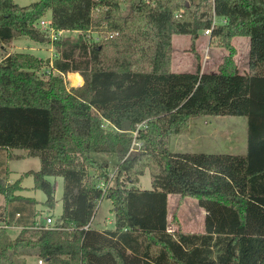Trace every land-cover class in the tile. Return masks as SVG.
Instances as JSON below:
<instances>
[{
	"label": "trees",
	"instance_id": "1",
	"mask_svg": "<svg viewBox=\"0 0 264 264\" xmlns=\"http://www.w3.org/2000/svg\"><path fill=\"white\" fill-rule=\"evenodd\" d=\"M49 12L54 30L77 36L50 41L37 26ZM207 29L229 56L215 72L201 71L198 56L195 71L172 72V37L188 36L193 48ZM18 37L50 44L54 57L46 75L28 53L0 61V152L38 158L25 175L49 210L47 178L60 177L62 208L44 227L38 202L16 194L21 178L8 184L0 166V264H264V0H0V46ZM234 37L249 40L244 74ZM69 73L83 84L67 90ZM202 116L244 118L245 153L172 152L170 138ZM145 171L151 188L139 189ZM169 195L196 200L202 232L170 229ZM102 199L114 218L100 231L90 224ZM9 228L19 229L12 239Z\"/></svg>",
	"mask_w": 264,
	"mask_h": 264
},
{
	"label": "rangeland",
	"instance_id": "2",
	"mask_svg": "<svg viewBox=\"0 0 264 264\" xmlns=\"http://www.w3.org/2000/svg\"><path fill=\"white\" fill-rule=\"evenodd\" d=\"M18 6H26L38 0H13ZM188 4H186L187 6ZM122 13L126 8H122ZM46 19H50V12L47 13ZM69 37L75 38L77 33L71 32ZM93 40H101L103 35L100 33H89ZM248 44L247 37H234L230 46L233 49L232 60L235 63L239 73L244 74L248 71ZM28 53L34 55L43 61L45 64L41 69L40 74H47L50 70V61L54 57V52L50 44H37L26 37H18L12 41L10 45L0 46V61L9 54ZM201 63V71L215 72L221 61L229 56V50L218 46L216 39H209L203 33L196 41L193 48L190 47V39L185 35H174L172 37L171 50V70L172 72H193L196 68L197 57ZM46 60H49L46 63ZM78 74V73H76ZM73 75H63L64 84L67 90L76 88L83 84L73 85L70 77ZM81 77V76H80ZM193 133V134H192ZM246 137V122L242 117H195L190 122L189 132L187 135L173 136L170 138L169 148L172 152H194V153H227V154H243L245 148L241 147L243 139ZM237 142L239 146L234 145ZM138 148V143L134 145ZM19 151V150H18ZM12 157H18L12 154V150H8ZM95 160L99 162H108L111 167L116 163L114 155L94 154ZM9 161V162H8ZM8 168L7 183L14 184L18 178H21L20 185L23 187L16 194L28 198H33L38 204L44 208L42 203L45 200V195L42 191L34 189L33 178L31 175H25L28 171H37L39 169V160L35 157H25L22 159H10L6 161ZM53 183L55 188V203L54 208L49 210L44 208L43 213H40L38 220L42 221L50 216L53 219L58 218L62 208V190L63 183L60 177L47 178ZM137 188L150 189V176L148 171L140 177ZM178 195L168 196V221L171 230L179 227L184 232H202L203 231V210L197 206L196 200L193 198H184L178 202ZM4 200L0 196V208L3 206ZM112 205L109 200L102 199L98 203V207L93 219V228H97V222L105 221L108 228H113V213L111 212ZM8 236L14 238L19 229H6ZM37 258L28 256L25 258V264H37Z\"/></svg>",
	"mask_w": 264,
	"mask_h": 264
},
{
	"label": "built area",
	"instance_id": "3",
	"mask_svg": "<svg viewBox=\"0 0 264 264\" xmlns=\"http://www.w3.org/2000/svg\"><path fill=\"white\" fill-rule=\"evenodd\" d=\"M224 22V21H223ZM216 25V22L213 21L212 23V26H211V29ZM38 28L42 31H44L50 41H54V40H57L59 38H63V37H67L69 36L68 34L71 33L70 31H64V30H54V28L52 27L51 25V21L50 20H47L46 19V16L44 15L39 21H38V24H37ZM211 29H207L203 32V34L205 36H209L210 32H211ZM74 33L76 31H73ZM77 33V32H76ZM97 41V40H96ZM101 187H103L102 184H100ZM44 227L46 228H54V220L52 217H46L45 219V223H44ZM0 228H7L6 225H4L3 223H0ZM37 264H43L41 260H38L37 261Z\"/></svg>",
	"mask_w": 264,
	"mask_h": 264
},
{
	"label": "crops",
	"instance_id": "4",
	"mask_svg": "<svg viewBox=\"0 0 264 264\" xmlns=\"http://www.w3.org/2000/svg\"><path fill=\"white\" fill-rule=\"evenodd\" d=\"M50 20V19H49ZM70 74V73H69ZM68 74V75H69ZM72 74V73H71ZM76 74V73H75ZM74 75V74H73ZM79 75V74H78ZM80 76V75H79ZM193 134V133H192ZM233 144L234 145H237V146H239V144H237V142L235 141V142H233ZM241 147L244 149L245 148V150H246V137L243 139V142H242V144H241ZM12 154L13 155H16V156H19L20 157V159H22V158H25L26 157V152L25 151H22V150H12ZM7 155H8V157L9 156H11V154H10V152H8V151H1L0 152V166L2 167V165L6 162V157H7ZM9 162V161H8ZM141 189V188H140ZM37 210L40 212V213H43V207H41L39 204L37 205ZM203 214H204V211H203ZM48 217H50V216H48ZM95 218V216L93 217V219ZM46 219V218H45ZM45 219L43 220L44 221V223H45ZM93 219H92V222H91V224H90V226H91V228H93V226H92V224H93ZM53 220H55V219H53ZM105 221H103L102 223L101 222H97L96 223V225H97V228H95L94 227V229H96V230H100V231H102V230H105V229H112V228H108V225H107V227L106 226H104L105 225ZM178 228V227H177ZM18 229V228H17ZM175 229H176V227H175Z\"/></svg>",
	"mask_w": 264,
	"mask_h": 264
},
{
	"label": "bare ground",
	"instance_id": "5",
	"mask_svg": "<svg viewBox=\"0 0 264 264\" xmlns=\"http://www.w3.org/2000/svg\"><path fill=\"white\" fill-rule=\"evenodd\" d=\"M70 81L73 85H79L82 82V79L78 74H74L71 75Z\"/></svg>",
	"mask_w": 264,
	"mask_h": 264
},
{
	"label": "water",
	"instance_id": "6",
	"mask_svg": "<svg viewBox=\"0 0 264 264\" xmlns=\"http://www.w3.org/2000/svg\"><path fill=\"white\" fill-rule=\"evenodd\" d=\"M49 62V60H46V63H48Z\"/></svg>",
	"mask_w": 264,
	"mask_h": 264
}]
</instances>
